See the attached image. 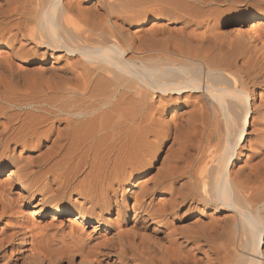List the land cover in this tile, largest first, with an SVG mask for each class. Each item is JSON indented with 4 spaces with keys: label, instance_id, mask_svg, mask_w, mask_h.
Instances as JSON below:
<instances>
[{
    "label": "bare ground",
    "instance_id": "obj_1",
    "mask_svg": "<svg viewBox=\"0 0 264 264\" xmlns=\"http://www.w3.org/2000/svg\"><path fill=\"white\" fill-rule=\"evenodd\" d=\"M2 47L0 264H264V0H0Z\"/></svg>",
    "mask_w": 264,
    "mask_h": 264
},
{
    "label": "rangeland",
    "instance_id": "obj_2",
    "mask_svg": "<svg viewBox=\"0 0 264 264\" xmlns=\"http://www.w3.org/2000/svg\"><path fill=\"white\" fill-rule=\"evenodd\" d=\"M241 7V6H238ZM8 48L6 47H2L0 48V57L1 56H5L8 53ZM36 65V63H35ZM34 65V66H35ZM51 63H48L46 65V67H50ZM260 95L259 92L256 95V100L257 103L260 102ZM8 176V170H0V185H2V183L4 182V179H6ZM8 188V187H6ZM7 193L6 196H8L7 198H9L10 200H12L14 202V209H13V213L15 214L13 218L10 219V223L7 227V230L10 232L12 229H16L19 230L21 223H23L25 221L26 218V212L30 209L29 206H27L28 201L25 202L22 197L20 196V192L19 189L16 187L13 188H8L5 190ZM127 193H129V196H133L135 194H137L136 188L134 187H130L128 188ZM33 203V201L31 202ZM65 204V203H64ZM129 205H132V202H129ZM27 207V208H26ZM18 216V217H17ZM24 217V218H23ZM116 218V216L114 217ZM197 216L196 215H192L190 217H187L186 219H181V224L186 227V228H191L193 226V223L197 220ZM24 219V221H23ZM73 217L72 216H66L63 219V223L61 222H57L50 225V222L52 221L51 218H47V219H39V223L41 225V227L43 228L42 230L44 231H39V234H37L36 236H38L40 238V235L42 236L41 238H43V236L46 239V243L50 242V244H52V248L55 250H60L61 247L66 248V244H68L71 240V232H70V226L72 224L73 221ZM14 221V222H13ZM21 222V223H20ZM17 223V225H15ZM52 223V222H51ZM20 224V225H19ZM77 224V223H76ZM15 227H14V226ZM78 227H80V231L79 233L81 234L82 238L86 239L87 237H91L93 239L97 238L96 233L94 234H90L92 231V224H88V225H82L80 226L79 224H77ZM127 228V231L129 228H131L130 226H125L124 229ZM6 230V229H5ZM130 230V229H129ZM41 232V233H40ZM43 238V239H45ZM49 240V241H48ZM44 241V240H43ZM95 243V242H94ZM80 256L76 257V261L79 262Z\"/></svg>",
    "mask_w": 264,
    "mask_h": 264
}]
</instances>
